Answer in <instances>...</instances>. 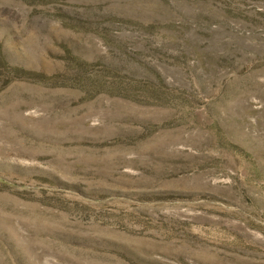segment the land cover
Segmentation results:
<instances>
[{
    "label": "rangeland",
    "instance_id": "1",
    "mask_svg": "<svg viewBox=\"0 0 264 264\" xmlns=\"http://www.w3.org/2000/svg\"><path fill=\"white\" fill-rule=\"evenodd\" d=\"M0 264H264V0H0Z\"/></svg>",
    "mask_w": 264,
    "mask_h": 264
}]
</instances>
